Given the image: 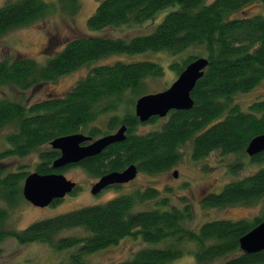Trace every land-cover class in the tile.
Wrapping results in <instances>:
<instances>
[{"label":"trees","instance_id":"obj_1","mask_svg":"<svg viewBox=\"0 0 264 264\" xmlns=\"http://www.w3.org/2000/svg\"><path fill=\"white\" fill-rule=\"evenodd\" d=\"M255 2L264 8V0H98L86 20L87 27L95 30L130 28L170 9L146 33L73 37L43 64L23 54L0 55V86L10 85L20 91L111 54L184 53L185 59L168 65L178 75L197 58L208 62L190 92L192 107L171 110L158 127L144 133L137 132L144 122L135 114V101L151 93L150 80L164 74V67L150 60L95 65L63 95L31 104L0 98V130L10 128L5 135L6 147L0 150V242L12 237L20 244L41 242L57 251L75 248L60 264H87L85 254L116 245L126 237L138 238L145 246L130 258L112 264H166L184 254L186 243L195 245V264L219 260V264H264V249L246 253L239 247V238L264 221V208L250 220L216 219L196 229L187 225L192 217L189 204L164 208L169 203L163 198L153 208L134 210L136 204L157 197L152 187L38 219L23 229L9 226L12 212L25 200L22 186L31 172L63 173L67 167L79 166L100 178L134 164L138 172L155 174L174 166L181 159L180 147L187 142L193 160L219 151L236 157L228 165L232 173L245 165V156L248 163L257 166L251 174L225 183L219 192L206 194L201 199L204 207L255 202H262L264 207V150L253 156L246 152L249 142L264 134V99L254 100L247 108L233 102L235 94L248 92L264 81V15L241 11ZM79 9L80 0H6L0 6V38L53 11L73 17ZM192 48L201 52L190 51ZM105 114H109V133L126 127L124 140L79 163L52 169L60 153L50 142L78 132H86L92 140L102 136L93 122ZM159 119L153 116L145 122ZM30 153L38 157L32 170L25 165L12 169L2 163L7 157ZM74 228H82L86 234L59 236Z\"/></svg>","mask_w":264,"mask_h":264},{"label":"rangeland","instance_id":"obj_2","mask_svg":"<svg viewBox=\"0 0 264 264\" xmlns=\"http://www.w3.org/2000/svg\"><path fill=\"white\" fill-rule=\"evenodd\" d=\"M5 1L0 0V6ZM44 1L51 2L53 0ZM97 1L80 0V9L73 17L63 15L59 10H56L32 24L9 31L0 38V55L15 57L23 54L43 64L54 53L61 50L63 45L73 37L82 35L130 36L136 33H146L150 29L152 30L170 9L162 10L151 21L134 25L130 28L108 27L102 30H95L87 27L86 20L94 11ZM241 11L248 14L262 13L264 15L263 6L256 2L245 5ZM190 51L201 52V49L192 48ZM184 56H186L184 53L177 55L165 50L134 54H111L91 62L89 65H84L69 74L59 76L53 81L41 83L24 91H20L10 85L0 86V98L15 99L24 104H31L50 96H61L72 87L77 79L84 76L91 67L98 64L112 63L117 60L124 62L150 60L161 64L164 67V74L157 79L149 81L148 92L154 93L168 88L176 80L177 72L171 70L168 65L173 61H182L186 58ZM257 99H264V81L258 83L248 92L237 93L233 96V102L239 104L242 108H247ZM108 117L109 114H105L93 122V125L101 131V135L109 133L106 125ZM166 118L167 115L160 117L155 123L144 122L138 126L137 132L144 133L154 129ZM116 129L112 130V133ZM9 131L10 128L7 127L0 130V150L6 147L5 135ZM83 133L86 134V132ZM180 153L181 159L167 171L155 174L138 172L132 181L122 185L108 186L97 194H92L90 189L99 178L91 176L79 166L67 167L62 174L67 179L75 182L77 189L66 194L58 203L45 207L34 206L23 200L12 212L9 226L15 229H23L35 220L54 216L85 205L100 204L114 196L134 193L138 190L143 191L148 187L157 190V197L136 204L134 210L153 208L152 206L154 204L158 205L163 198H166L169 203L164 208H170L171 206L182 208L184 204H189L192 217L187 222V225L196 229L205 221L216 219L250 220L261 213L264 208L262 202L237 203L221 208L204 207L201 204V199L206 194L219 192L225 183L242 178L257 169V166L248 163V156L243 157L245 165L240 170L238 169V172L232 173L228 167L236 158L232 154H222L219 151H213L200 160H193L190 155L191 146L189 142L180 147ZM37 160V154L30 153L24 157H7L2 163L12 169L18 165H25L29 170H32ZM174 172H176V176H174ZM85 234L86 231L82 228H74L61 232L59 236H81ZM142 246H145V244L138 238L126 237L121 239L116 245L85 254L83 258L87 264H112L116 261L130 258L132 253ZM74 250L75 248L57 251L41 242L20 244L14 238L8 237L0 242V264H60ZM194 250V244L186 243L184 254L166 264H195ZM220 261L222 260L215 262V264H219Z\"/></svg>","mask_w":264,"mask_h":264},{"label":"water","instance_id":"obj_3","mask_svg":"<svg viewBox=\"0 0 264 264\" xmlns=\"http://www.w3.org/2000/svg\"><path fill=\"white\" fill-rule=\"evenodd\" d=\"M207 60L200 57L189 63L179 73L176 80L166 89L148 93L136 99L134 111L141 122L153 116L164 117L171 110H187L193 105L190 92L197 80L203 75ZM126 127H118L115 132L102 135L94 140L90 136L78 132L55 138L50 142L59 156L52 162V169L59 170L79 163L85 158L99 154L112 143L121 142L125 138ZM264 150V134L254 137L246 149L249 156ZM138 173L134 164L122 171H111L95 182L90 192L97 194L108 186L124 184L132 181ZM176 176V172L173 173ZM76 183L67 179L61 172L38 174L31 172L24 179L23 198L34 206L45 207L54 200L62 199L71 193ZM239 247L243 252L254 253L264 249V221L239 238Z\"/></svg>","mask_w":264,"mask_h":264},{"label":"flooded vegetation","instance_id":"obj_4","mask_svg":"<svg viewBox=\"0 0 264 264\" xmlns=\"http://www.w3.org/2000/svg\"><path fill=\"white\" fill-rule=\"evenodd\" d=\"M115 185H119V184H115ZM122 185V184H121Z\"/></svg>","mask_w":264,"mask_h":264}]
</instances>
